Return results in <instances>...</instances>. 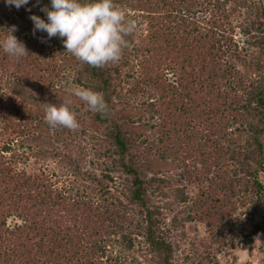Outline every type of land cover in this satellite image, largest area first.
<instances>
[{"label":"trees","instance_id":"1","mask_svg":"<svg viewBox=\"0 0 264 264\" xmlns=\"http://www.w3.org/2000/svg\"><path fill=\"white\" fill-rule=\"evenodd\" d=\"M125 1L144 30L126 37L118 62L93 68L59 37L33 35L30 16L47 22L40 9L51 0L19 9L0 0V264H236L234 251L264 254V0ZM243 14L253 16L236 23ZM12 26L29 55L4 52ZM64 83L102 93L106 114ZM66 101L76 130L45 121L47 104ZM87 132L99 138V170L72 145ZM51 160L76 189L52 180ZM170 208L180 210L166 219ZM188 227L190 253L171 238Z\"/></svg>","mask_w":264,"mask_h":264},{"label":"clouds","instance_id":"2","mask_svg":"<svg viewBox=\"0 0 264 264\" xmlns=\"http://www.w3.org/2000/svg\"><path fill=\"white\" fill-rule=\"evenodd\" d=\"M5 3L19 9L29 0H5ZM40 10L46 14L47 22L39 16H30L33 35L42 31L47 33L48 39L59 37L67 53L93 68L118 62L123 50L130 47L126 37L137 29L136 20L129 18L115 0H51V9L45 6ZM7 31L2 43L4 52L17 58L29 55L25 44L12 34L17 31L16 26ZM66 91L85 102L90 111L106 114L108 105L102 93L75 84ZM70 103L47 104L45 121L53 128L78 129L80 125L76 113L68 107Z\"/></svg>","mask_w":264,"mask_h":264},{"label":"rangeland","instance_id":"3","mask_svg":"<svg viewBox=\"0 0 264 264\" xmlns=\"http://www.w3.org/2000/svg\"><path fill=\"white\" fill-rule=\"evenodd\" d=\"M131 0H128V2L130 3ZM257 0H253L251 1L252 3H256ZM258 4V3H257ZM127 14V16L131 19H134L136 20L137 22V29L135 31H142L144 30V25L141 24L140 22V15L136 12H134V10H132L130 7H128L127 5V2L125 0L122 1V4L120 6ZM253 15L251 14V16H246V14H243L242 16H240L238 18V21L236 23H239V21H245L247 20V18H250L252 17ZM236 41L238 42V45L239 47L241 48L243 45H242V37H240V35H237L235 37ZM251 51H247L248 54H253L252 52L250 53ZM63 85V91H66V89L68 87H70L71 85L68 83H64L62 84ZM67 92V91H66ZM132 107H137L138 105H136V103H133V105H131ZM98 135H95V133L93 132H87L86 134H84L82 137H81V141L80 140H77V138L73 139L72 140V145H73V148H76L78 147L79 151L81 152V155H82V158H81V165L85 168V169H90L92 168V165L94 164V169L95 170H99L100 167L102 168L103 167V164H102V159L99 158V156L97 155V151L99 150V145H100V142H99V138H97ZM101 154V152L99 153ZM57 160H51V162L49 163V170H50V173H55V176L52 177V180L53 181H58V185H60L61 187H73L74 189H76V186L77 184H74L73 182H71V178H69L67 176V173L64 169H62L57 163H56ZM262 180L264 181V176L262 178ZM71 188V189H73ZM74 191V190H73ZM160 201V202H159ZM155 202H159L161 204H164L166 203L164 201V199H159L157 198ZM174 208V207H173ZM173 208H170V209H165L164 211V214L165 216L167 217L166 219H168L170 217L171 214H174L175 212H177L178 210H180V208L178 209H173ZM168 222V220H166ZM196 232H197V229L196 228H186L185 229V235L186 237L184 238H181L179 233L177 231H172L171 233V238L173 240H177V242L180 244V248L181 249H184L186 248L188 245H189V242L190 240L196 236ZM187 250V248H186ZM188 251V250H187ZM186 251V252H187ZM111 253L113 256L116 255V253H118V249L117 248H112L111 249ZM188 253H190L188 251ZM253 255H258V253L256 251H250L248 249H245V250H242V251H234L231 253V257H235L237 259V262L236 264H247L249 262H252V256ZM138 256V254L136 255ZM259 256V260H257L255 262V264H264V254L262 255H258ZM131 257V256H130ZM128 263L130 261V259L127 260Z\"/></svg>","mask_w":264,"mask_h":264}]
</instances>
